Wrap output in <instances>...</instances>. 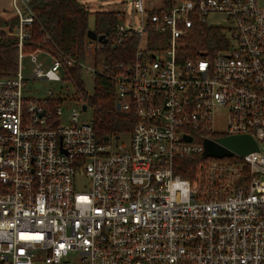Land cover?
<instances>
[{
	"label": "built area",
	"instance_id": "2783aa9c",
	"mask_svg": "<svg viewBox=\"0 0 264 264\" xmlns=\"http://www.w3.org/2000/svg\"><path fill=\"white\" fill-rule=\"evenodd\" d=\"M12 3L17 69L0 77L2 264H264V0H162L150 11L133 0L138 24L117 10L113 38H135L132 58L114 66L95 65L106 42L87 36L82 62L23 51L34 16L29 0ZM204 27L222 39L190 54ZM25 55L46 61L26 76ZM75 65L114 83L125 130L103 140L79 119L88 105L69 82ZM28 79L61 86L35 98ZM67 84L81 107L63 123ZM230 135L251 136L258 150L202 157L205 140ZM184 158H198L203 187L175 172ZM81 179L87 190L75 189Z\"/></svg>",
	"mask_w": 264,
	"mask_h": 264
},
{
	"label": "trees",
	"instance_id": "16d2710c",
	"mask_svg": "<svg viewBox=\"0 0 264 264\" xmlns=\"http://www.w3.org/2000/svg\"><path fill=\"white\" fill-rule=\"evenodd\" d=\"M28 7L34 20L27 26L28 36L24 38L22 50L33 51L39 47L62 55L71 56L82 62L86 57V32L89 29L88 19L93 17L92 30L103 34L106 43L95 50V65L114 66L132 58L135 38L125 36L122 42L114 44L118 18L116 11L90 12L79 0H29ZM18 23L16 16L0 17V77L13 75L17 69V37L14 35ZM218 28L204 27L202 32L189 42L190 54L198 48H212L217 40L222 39ZM69 82L81 92L86 104L93 110L92 125L99 138L118 134L125 130L130 120L115 110L114 83L101 75L94 78L91 95L84 89L82 72L75 65L69 69ZM198 158L181 159L175 172L191 182L192 188L203 187L204 173L198 168ZM0 264L2 262L0 261Z\"/></svg>",
	"mask_w": 264,
	"mask_h": 264
},
{
	"label": "rangeland",
	"instance_id": "374dc122",
	"mask_svg": "<svg viewBox=\"0 0 264 264\" xmlns=\"http://www.w3.org/2000/svg\"><path fill=\"white\" fill-rule=\"evenodd\" d=\"M82 4L86 6V8L90 11H122L125 15V23L127 24H138L139 22V13L135 12L133 9V0H79ZM142 4L145 10L150 11L154 9H158L162 7V0H142ZM211 22L216 21V19L211 18ZM89 29H92L93 26V17L90 15L88 19ZM38 61L45 62L44 56H40L37 58L36 62H32L28 55H25L22 59V72L24 75L29 76L31 74V70L37 64ZM49 64H45V67H48ZM82 80L84 82V89L87 91L89 95L93 92L94 80L86 73ZM66 85V84H65ZM60 82H52V81H44L42 88L34 89L31 83V80L28 79L25 83V94L30 95L32 97H40L42 96L47 89L60 88ZM67 91L63 94V99H65V103L61 104L62 107V115L61 121L63 123H67L68 117L70 116L72 108H76L80 111L81 102L79 95L74 91L70 84H67ZM80 120L90 121L92 122L93 118V110L91 107H87V110L84 112H80ZM217 128L221 131L225 129V120L222 117L220 121L217 123ZM120 142L125 143V145L129 142V136L126 133L120 134ZM223 161V160H221ZM75 189L79 191H84L88 189L87 184L84 183L83 179L78 180L75 184ZM69 262L76 263L77 259H69Z\"/></svg>",
	"mask_w": 264,
	"mask_h": 264
},
{
	"label": "water",
	"instance_id": "95a60500",
	"mask_svg": "<svg viewBox=\"0 0 264 264\" xmlns=\"http://www.w3.org/2000/svg\"><path fill=\"white\" fill-rule=\"evenodd\" d=\"M86 36L91 40H98L105 43L107 40L103 34H96L92 29H88ZM41 83H34V87H40ZM82 109L86 110V105H82ZM119 109V105H116ZM108 136H104L103 140H107ZM117 138V137H116ZM258 146L256 141L249 135H230L218 138L217 141L205 140L204 152L202 157H224L231 156L233 153L245 155L252 151H257Z\"/></svg>",
	"mask_w": 264,
	"mask_h": 264
},
{
	"label": "crops",
	"instance_id": "0c3cea01",
	"mask_svg": "<svg viewBox=\"0 0 264 264\" xmlns=\"http://www.w3.org/2000/svg\"><path fill=\"white\" fill-rule=\"evenodd\" d=\"M13 0H0V17L16 16L13 12ZM15 35V29H14Z\"/></svg>",
	"mask_w": 264,
	"mask_h": 264
}]
</instances>
